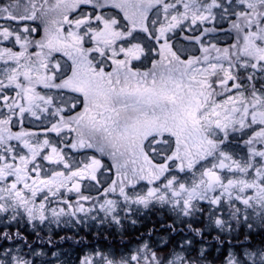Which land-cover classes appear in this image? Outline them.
Wrapping results in <instances>:
<instances>
[{
  "label": "snow or ice",
  "instance_id": "1",
  "mask_svg": "<svg viewBox=\"0 0 264 264\" xmlns=\"http://www.w3.org/2000/svg\"><path fill=\"white\" fill-rule=\"evenodd\" d=\"M258 231L264 0H0V264H264Z\"/></svg>",
  "mask_w": 264,
  "mask_h": 264
},
{
  "label": "flooded vegetation",
  "instance_id": "2",
  "mask_svg": "<svg viewBox=\"0 0 264 264\" xmlns=\"http://www.w3.org/2000/svg\"><path fill=\"white\" fill-rule=\"evenodd\" d=\"M142 223H139L137 226L133 227L128 223L123 225V230L120 231L117 229L115 225L112 226H105L102 229V235H100L99 242L107 247L109 244L116 245L117 241L122 239L124 241L135 242L136 238L140 236L141 233H147L150 228L154 225L158 228L159 227V220L157 216L154 214L151 216L150 219L148 218H141ZM108 230V231H106ZM71 232V231H69ZM105 234V235H103ZM86 235L85 232H81L80 236ZM72 236V235H71ZM78 237V238H77ZM74 237L75 239H79V236ZM88 239L91 241L93 240V236L88 234ZM251 239L254 243L260 244L264 243V231H258L251 234ZM110 242V243H109ZM118 245V243H117ZM67 246L72 247L73 251L68 253V257L70 260L74 259L76 255L79 254V246L71 244H67Z\"/></svg>",
  "mask_w": 264,
  "mask_h": 264
},
{
  "label": "rangeland",
  "instance_id": "3",
  "mask_svg": "<svg viewBox=\"0 0 264 264\" xmlns=\"http://www.w3.org/2000/svg\"><path fill=\"white\" fill-rule=\"evenodd\" d=\"M106 231H108V230H106ZM65 234H66V235H69V236L73 235V233H72V232H69V231L66 232V233L61 232L59 235H65ZM59 235L56 237V239H59ZM103 235H105V234H103ZM77 238H78V237H77ZM70 241H71V240L66 241V242L62 245V247H63L64 249L68 250V253L73 251L72 247L67 246V244L70 243ZM121 241H122V239L118 240V241H117L118 245H117V243H116V245H115V244H114V245L117 246V247H119V244H120ZM109 243H110V242H109ZM71 244H73L72 241H71Z\"/></svg>",
  "mask_w": 264,
  "mask_h": 264
}]
</instances>
